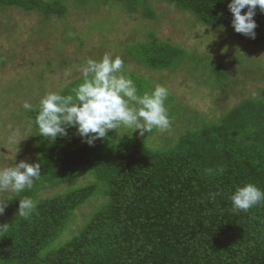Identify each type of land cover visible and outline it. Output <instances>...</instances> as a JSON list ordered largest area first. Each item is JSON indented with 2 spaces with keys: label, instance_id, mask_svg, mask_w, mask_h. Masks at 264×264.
Returning a JSON list of instances; mask_svg holds the SVG:
<instances>
[{
  "label": "trees",
  "instance_id": "trees-1",
  "mask_svg": "<svg viewBox=\"0 0 264 264\" xmlns=\"http://www.w3.org/2000/svg\"><path fill=\"white\" fill-rule=\"evenodd\" d=\"M96 1L120 2L128 13L141 9L154 17L147 0ZM168 1L205 26L233 29L230 0ZM0 8L34 11L44 19L61 18L68 10L64 0H0ZM253 19L254 38L237 33L264 50V11L257 7ZM126 52L151 69H172L189 56L163 41L137 42ZM210 66L218 82L227 76L222 64ZM133 81L138 94L154 89L147 80ZM81 82L82 77L62 94ZM171 99L169 94L165 105ZM167 110L173 114L176 107ZM36 114L29 111L39 130ZM66 131L52 141L39 136L38 158L29 164L40 163L41 176L31 189L7 199L9 210H18L19 199L34 200L40 187L85 174L95 181L36 201L28 218L1 220L9 226L0 230V264H264V203L233 212L229 198L245 183L264 190V97L241 100L217 122L186 129L165 149L148 147L146 132L116 138L109 130L89 145L75 127ZM217 191L220 195L210 200ZM96 192L106 196L105 202L67 241L54 246L74 211Z\"/></svg>",
  "mask_w": 264,
  "mask_h": 264
},
{
  "label": "rangeland",
  "instance_id": "rangeland-1",
  "mask_svg": "<svg viewBox=\"0 0 264 264\" xmlns=\"http://www.w3.org/2000/svg\"><path fill=\"white\" fill-rule=\"evenodd\" d=\"M64 1L68 10L61 18L44 19L38 12L0 8V168L38 158L35 143L39 130L22 104L28 101L38 107L46 93L64 90L81 78L79 68L89 58L119 56L126 76L168 90L172 99L165 106H175L176 110L173 114L167 110L171 121L168 130L153 129L145 135L152 149L170 147L186 129L217 122L243 99L264 97V50L231 28L205 26L168 0H147L154 12L152 18L144 16L141 9L128 13L116 1L88 0L83 5ZM144 41L168 42L189 56L172 69H151L126 52L127 46ZM216 62L227 71L220 82L210 66ZM110 131L116 138L140 135L138 130L131 133L123 127ZM93 181V174H85L40 187L34 201ZM98 193L74 211L54 246L67 241L105 202L106 196ZM13 194L0 191V202L6 205L0 221L7 222L18 214L7 205Z\"/></svg>",
  "mask_w": 264,
  "mask_h": 264
},
{
  "label": "clouds",
  "instance_id": "clouds-1",
  "mask_svg": "<svg viewBox=\"0 0 264 264\" xmlns=\"http://www.w3.org/2000/svg\"><path fill=\"white\" fill-rule=\"evenodd\" d=\"M264 11V0H230L228 8L232 13L233 29L250 38L255 37V9ZM242 9H247L242 13ZM124 61L121 57L104 55L101 59H87L79 68L82 82L70 90V94L60 91L46 93L39 101L38 108L25 101L26 111L37 112L34 123L39 134L50 141L60 135H67V127H75L86 143L92 145L98 138L107 137L109 130L123 127L138 130L143 136L158 129L163 132L170 128L171 121L165 101L169 95L164 86H156L151 92L138 94L134 81L124 74ZM255 95V94H254ZM120 134H127L121 132ZM14 159V157H13ZM40 163L19 161L12 167L0 168V191L19 194L31 189L34 180L41 176ZM219 171H223L221 168ZM220 192L209 194L210 200ZM232 211L247 212L250 208L264 203V190L253 183L238 186L230 195ZM5 202H0L3 214ZM36 207L30 197L19 199L18 214L28 218ZM9 224L0 225L7 230Z\"/></svg>",
  "mask_w": 264,
  "mask_h": 264
}]
</instances>
